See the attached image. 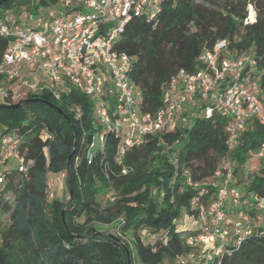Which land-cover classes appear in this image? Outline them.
<instances>
[{
	"label": "trees",
	"instance_id": "16d2710c",
	"mask_svg": "<svg viewBox=\"0 0 264 264\" xmlns=\"http://www.w3.org/2000/svg\"><path fill=\"white\" fill-rule=\"evenodd\" d=\"M56 1L7 0L0 14L38 16ZM250 5L256 19L247 23ZM221 39L236 54L250 52L264 70V0H161L156 17L134 16L126 24L115 48L132 58L142 110L155 113L171 77L182 68L197 70L202 51ZM10 40L0 35V60ZM25 98L31 100L21 107H11L12 92L0 101V135L17 133L19 153L34 161L27 173L9 164L0 183V264H129L126 249L132 264H178L177 256L192 250L186 238L194 228L186 223L198 211L193 201L213 199L217 188L202 183L227 155L234 181L254 204L244 209L256 219L251 194L264 196V157L257 167L243 164L264 144L260 118L250 120L232 151L227 116L199 115L185 128L148 135L120 163V138L97 124L85 92L69 85L59 99L48 90ZM100 133L104 144L95 149ZM53 173L67 175L68 200L49 196ZM104 192L113 196L106 206L98 198ZM245 226L253 232L212 264H264V224L245 219Z\"/></svg>",
	"mask_w": 264,
	"mask_h": 264
},
{
	"label": "built area",
	"instance_id": "2783aa9c",
	"mask_svg": "<svg viewBox=\"0 0 264 264\" xmlns=\"http://www.w3.org/2000/svg\"><path fill=\"white\" fill-rule=\"evenodd\" d=\"M160 2L62 0L59 10L44 9L38 16L28 11L20 16L0 14V35L11 37L0 60V80H19L30 93L48 90L58 99L69 85L85 92L94 102L97 124L114 130L120 138L116 157L120 163L126 152L139 147L148 135L185 128L199 115L227 116L228 148L232 151L251 119L258 117L264 122V70L250 52L236 54L227 39L218 40L213 48L202 51L197 70L182 68L171 77L163 105L155 113L144 112L142 89L130 75L132 58L118 51L115 44L134 16L156 17ZM255 19L256 11L250 5L246 22ZM8 93L0 87V101ZM42 136L49 135L43 131ZM104 140L100 133L93 148H102ZM20 143L15 132L0 135V183L11 159L20 172L27 173L33 165L32 159L19 153ZM252 153L264 157V144ZM123 172L128 169L124 167ZM188 182L193 183L190 177ZM234 182V165L227 155L214 177L202 183L217 188L213 199L207 204L193 201L198 211L190 217L194 231L186 238L192 250L177 256L178 264H212L229 244L239 245L253 232L251 226H245L243 208L252 202ZM51 188L49 181L50 197ZM253 201L264 209V196L255 194Z\"/></svg>",
	"mask_w": 264,
	"mask_h": 264
},
{
	"label": "rangeland",
	"instance_id": "374dc122",
	"mask_svg": "<svg viewBox=\"0 0 264 264\" xmlns=\"http://www.w3.org/2000/svg\"><path fill=\"white\" fill-rule=\"evenodd\" d=\"M61 7H63L62 0H57L54 4L48 5L45 9H51L54 8L56 10H59ZM89 11V9H86V11ZM252 18L254 17V12H251ZM0 87L2 90L8 92H12L13 96V101L19 102L27 95L30 93L28 88L25 86H22L21 82L19 80H14V81H2L0 80ZM193 122V120H190V124ZM233 162V161H232ZM15 161L13 159L10 160L9 164H14ZM260 163V159L258 157H255L252 152L249 153V159L245 164H243V167L245 169H251L254 167H257ZM240 171L237 172V177H239ZM49 181L52 184V197L60 198L63 200H68L69 198V191H68V184H67V175L64 173H53L50 174L49 176ZM236 186H238L240 189L242 188V184H238L237 181H235ZM255 193L251 194V197H254ZM99 201L103 206H106L109 201L113 200V196L110 195V193L104 192L99 195ZM227 206H230V198L227 200ZM251 206H254V204H251ZM256 207L253 209L256 210V215H255V222L261 221V223H264V209L260 208L257 204H255ZM246 207V206H245ZM248 207V206H247ZM250 209V206L248 207ZM236 210L238 208H235ZM245 213L249 214V212L246 210ZM1 220L3 219L2 217L0 218ZM187 221V220H186ZM185 223L184 219H180L178 221V225H183ZM186 224L189 225L187 222ZM103 228H106L108 230H113V227H110V225H102ZM200 248H197L199 250Z\"/></svg>",
	"mask_w": 264,
	"mask_h": 264
},
{
	"label": "water",
	"instance_id": "95a60500",
	"mask_svg": "<svg viewBox=\"0 0 264 264\" xmlns=\"http://www.w3.org/2000/svg\"><path fill=\"white\" fill-rule=\"evenodd\" d=\"M4 1H7V0H0V4H2ZM30 100L31 99H29V98H24L21 101L12 104L11 107H21V106L25 105L26 103H28ZM33 100H43V99L37 97V98H34ZM49 104L51 106H53L52 103H49ZM63 214H65V211H63ZM126 252H127V255H128V262H129V264H132V261H131L130 256H129V251L127 249H126Z\"/></svg>",
	"mask_w": 264,
	"mask_h": 264
},
{
	"label": "crops",
	"instance_id": "0c3cea01",
	"mask_svg": "<svg viewBox=\"0 0 264 264\" xmlns=\"http://www.w3.org/2000/svg\"><path fill=\"white\" fill-rule=\"evenodd\" d=\"M243 207V206H242ZM247 207V206H246ZM243 208H245V207H243ZM246 220H248V219H250V220H254L255 221V219H254V217H252V216H250L248 213L246 214V218H245ZM258 223H261V221H259ZM262 225L264 224V223H261Z\"/></svg>",
	"mask_w": 264,
	"mask_h": 264
},
{
	"label": "bare ground",
	"instance_id": "6f19581e",
	"mask_svg": "<svg viewBox=\"0 0 264 264\" xmlns=\"http://www.w3.org/2000/svg\"><path fill=\"white\" fill-rule=\"evenodd\" d=\"M253 11V10H252ZM251 17H252V15H251Z\"/></svg>",
	"mask_w": 264,
	"mask_h": 264
}]
</instances>
